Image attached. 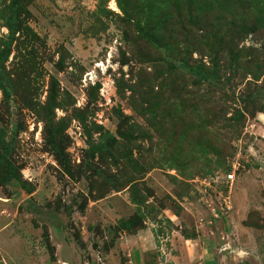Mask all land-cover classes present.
Returning <instances> with one entry per match:
<instances>
[{
    "label": "rangeland",
    "instance_id": "374dc122",
    "mask_svg": "<svg viewBox=\"0 0 264 264\" xmlns=\"http://www.w3.org/2000/svg\"><path fill=\"white\" fill-rule=\"evenodd\" d=\"M136 229L264 264V0H0V264H126Z\"/></svg>",
    "mask_w": 264,
    "mask_h": 264
},
{
    "label": "crops",
    "instance_id": "0c3cea01",
    "mask_svg": "<svg viewBox=\"0 0 264 264\" xmlns=\"http://www.w3.org/2000/svg\"><path fill=\"white\" fill-rule=\"evenodd\" d=\"M141 233H142V231H140V230H138L137 232H134V233H128V235H126L125 240L123 241V243H121L119 245V246H121L123 244L122 246H125L126 248L128 247L129 250H130L128 252V254H127L128 259L126 260L125 263L126 264H148L147 263V259L148 260L150 259L149 264H162L161 251H159L158 247L156 246V242H155L154 239H153V241L151 243L147 244V247H144L141 244L135 245V246H131V247H129V245H127L129 240H131L130 237H138L137 235H140ZM190 239L192 240V238H190ZM126 248L122 247L123 250H125ZM181 250L183 251V248L181 249V247H180V251ZM149 252H152V253L155 252V253L152 254V255L147 254ZM176 258H179V257L178 256L176 257V255H175V256L172 257L171 260L174 262V264H181L180 262H178V259H176ZM185 262L188 263L189 262L188 259H186Z\"/></svg>",
    "mask_w": 264,
    "mask_h": 264
},
{
    "label": "built area",
    "instance_id": "2783aa9c",
    "mask_svg": "<svg viewBox=\"0 0 264 264\" xmlns=\"http://www.w3.org/2000/svg\"><path fill=\"white\" fill-rule=\"evenodd\" d=\"M234 179V173L233 172H230L226 175V180L227 182H231L232 180Z\"/></svg>",
    "mask_w": 264,
    "mask_h": 264
},
{
    "label": "trees",
    "instance_id": "16d2710c",
    "mask_svg": "<svg viewBox=\"0 0 264 264\" xmlns=\"http://www.w3.org/2000/svg\"><path fill=\"white\" fill-rule=\"evenodd\" d=\"M193 2H194V0H193ZM164 6V5H163ZM197 7H198V3L196 4V2H195V4H194V11H197ZM167 14V13H166ZM220 30V29H219ZM219 36H220V34H219ZM138 229H136V230H133L132 232H130V233H134V232H136Z\"/></svg>",
    "mask_w": 264,
    "mask_h": 264
}]
</instances>
